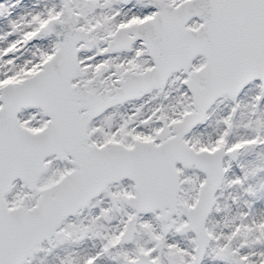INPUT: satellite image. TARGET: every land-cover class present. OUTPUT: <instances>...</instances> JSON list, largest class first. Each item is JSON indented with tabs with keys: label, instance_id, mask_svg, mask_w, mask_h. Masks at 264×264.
Masks as SVG:
<instances>
[{
	"label": "snow or ice",
	"instance_id": "6c2138e0",
	"mask_svg": "<svg viewBox=\"0 0 264 264\" xmlns=\"http://www.w3.org/2000/svg\"><path fill=\"white\" fill-rule=\"evenodd\" d=\"M0 264H264V0H0Z\"/></svg>",
	"mask_w": 264,
	"mask_h": 264
}]
</instances>
